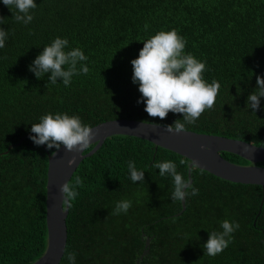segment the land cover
<instances>
[{
  "label": "trees",
  "instance_id": "obj_1",
  "mask_svg": "<svg viewBox=\"0 0 264 264\" xmlns=\"http://www.w3.org/2000/svg\"><path fill=\"white\" fill-rule=\"evenodd\" d=\"M36 3L29 25L17 23L0 3V16L5 17L0 27L9 33L0 49V264H31L46 247L49 151L29 139L31 124L42 115H78L90 127L119 118L170 127L174 124H166L183 122L182 114L172 112L164 120L149 117L144 104L137 103L140 93L131 81L130 61L143 47L140 40L157 31L177 30L187 41L185 51L206 62L205 80L221 85L214 106L184 130L264 147V111L251 112L246 102L256 77L264 78V0ZM57 36L88 57L89 73L74 77L69 87L47 83L48 74L37 79L28 70ZM220 154L232 163L250 164L233 153ZM129 160L145 171L143 182L129 179ZM163 160L176 162L188 179L187 158L134 136L106 138L85 157L69 181L79 176L82 185L68 209L67 243L59 264H68L69 252L76 253V264H264L262 187L193 167L192 183L199 193L175 215L182 205L171 200L172 180L152 167ZM121 200H131L132 207L126 215H115ZM225 219L239 222L240 228L227 249L208 256L203 243L208 233L221 230Z\"/></svg>",
  "mask_w": 264,
  "mask_h": 264
},
{
  "label": "clouds",
  "instance_id": "obj_2",
  "mask_svg": "<svg viewBox=\"0 0 264 264\" xmlns=\"http://www.w3.org/2000/svg\"><path fill=\"white\" fill-rule=\"evenodd\" d=\"M0 3L14 14L17 23L23 25L31 24L34 19L32 10L38 7L36 0H0ZM3 24L5 17L0 16V25ZM148 27L147 24L144 25L145 31ZM8 38V31L0 27V49L5 47ZM140 41H143V47L138 56L130 61L131 81L137 85L140 93L137 103L144 104V111L149 117H159L160 120H164L169 112L182 114L183 122L175 120L172 124H166H174V127H166L168 131H181L187 125L194 124L205 110L214 106L220 83L205 80L203 74L206 62L185 51L187 41L177 30H160ZM87 61L88 57L81 48L71 47L67 38L57 36L42 48L28 70L37 79L48 74L47 83H62L69 87L74 77L89 73ZM261 98H264V78L257 76L255 91L247 96V108L254 113L257 109L264 111ZM93 136L92 128L84 124L78 115L57 112L46 113L39 118L38 123H32L29 139L36 146H45L51 156L56 155L62 146L69 152L75 150L81 155L96 141ZM201 147L207 148L206 145ZM74 161L75 156L67 163L71 166ZM152 167L159 170L161 177L171 178V200L186 203L190 196L198 195L199 189L177 170L176 162L163 160L154 163ZM127 169L133 183L144 181L145 171L137 169L135 161L129 160ZM81 185L82 179L79 176L60 185L62 212L73 206ZM131 207V200H121L116 203L113 214L126 215ZM239 228L240 224L235 220L221 221L220 231L208 233V238L203 243L204 253L211 257L222 253L232 243L234 233ZM66 259L68 264H76V253L69 252Z\"/></svg>",
  "mask_w": 264,
  "mask_h": 264
},
{
  "label": "water",
  "instance_id": "obj_3",
  "mask_svg": "<svg viewBox=\"0 0 264 264\" xmlns=\"http://www.w3.org/2000/svg\"><path fill=\"white\" fill-rule=\"evenodd\" d=\"M165 125L143 122L133 119H113L92 126L93 147L81 155L75 150L69 152L62 146L56 155L48 153L46 176L45 220L47 228L46 247L42 255L31 264H59L67 243L66 218L68 209L61 211L62 193L60 185L70 181L80 162L94 154L106 138L114 135L134 136L147 140L157 147L173 151L189 160L188 180L192 182L191 169L196 167L216 177L235 183L260 185L263 190L260 207L264 199V147L227 138L224 136L198 133L191 130L168 131ZM201 145H206L204 149ZM10 148V147H9ZM220 152H229L247 160L250 164L240 165L226 160ZM75 156L71 166L67 161ZM181 214L185 203L181 202ZM149 240H146V246ZM146 250L143 252V254Z\"/></svg>",
  "mask_w": 264,
  "mask_h": 264
}]
</instances>
